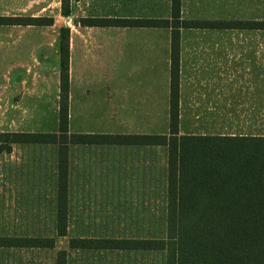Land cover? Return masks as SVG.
I'll return each mask as SVG.
<instances>
[{
    "label": "crops",
    "instance_id": "crops-1",
    "mask_svg": "<svg viewBox=\"0 0 264 264\" xmlns=\"http://www.w3.org/2000/svg\"><path fill=\"white\" fill-rule=\"evenodd\" d=\"M60 5L55 0L54 13L47 15V0H0V112L7 114L0 132L46 131L47 97L56 99L58 114V38L60 28L67 27L68 131L167 134L170 28L82 20L169 19L171 0H70L68 15L61 14ZM179 15L185 21L231 25L190 24L179 29L178 133L264 136V39H240L241 30L264 36V28L240 25L264 22L250 19L264 18V0H180ZM47 16L52 24L39 22ZM21 18L38 22L22 23ZM16 113L36 114L39 128L14 129L11 119ZM55 123L53 132L58 130V120ZM76 139L68 143L77 175L84 167L90 174L142 176L144 163L153 161L146 149L159 147L140 141ZM8 144L5 151L11 149Z\"/></svg>",
    "mask_w": 264,
    "mask_h": 264
},
{
    "label": "trees",
    "instance_id": "trees-1",
    "mask_svg": "<svg viewBox=\"0 0 264 264\" xmlns=\"http://www.w3.org/2000/svg\"><path fill=\"white\" fill-rule=\"evenodd\" d=\"M68 15L70 0H60ZM180 0H171L169 19H83L87 24L160 26L170 28L169 113L167 134H75L68 131L69 29L58 38L60 93L55 132H0V142L58 143L53 235L0 236V247L54 246L68 231L67 156L70 141L154 143L167 146V187L160 234L142 238L70 237L69 248L139 249L163 252V264H264V136L182 135L179 120V29L196 24L224 26L230 22L185 21ZM32 21L37 19H20ZM53 23L47 16L39 22ZM241 27L264 28L263 21L240 22ZM4 145V144H3ZM3 146L4 149L9 148ZM66 250L55 264H66Z\"/></svg>",
    "mask_w": 264,
    "mask_h": 264
},
{
    "label": "rangeland",
    "instance_id": "rangeland-1",
    "mask_svg": "<svg viewBox=\"0 0 264 264\" xmlns=\"http://www.w3.org/2000/svg\"><path fill=\"white\" fill-rule=\"evenodd\" d=\"M54 11L55 0H47V15ZM248 31L241 30L240 39H264L258 31ZM55 100L47 97L44 132L56 127ZM12 118L14 129L39 128L36 114L16 113ZM5 119L7 114L0 112V123ZM7 144L0 142V236L53 235L58 143H11L10 151H5ZM66 148L67 234L56 236L50 248L0 247V264H55L60 249L66 250V264H163L161 251L69 248L68 242L70 237L159 235L167 187V146L146 149V156L152 153L153 161L147 158L142 176H115L109 171L90 174L84 167L77 175L70 165L69 143Z\"/></svg>",
    "mask_w": 264,
    "mask_h": 264
}]
</instances>
